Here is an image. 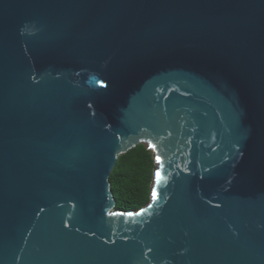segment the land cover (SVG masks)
Returning <instances> with one entry per match:
<instances>
[{"label": "water", "instance_id": "obj_1", "mask_svg": "<svg viewBox=\"0 0 264 264\" xmlns=\"http://www.w3.org/2000/svg\"><path fill=\"white\" fill-rule=\"evenodd\" d=\"M0 264H264V0H0Z\"/></svg>", "mask_w": 264, "mask_h": 264}, {"label": "trees", "instance_id": "obj_2", "mask_svg": "<svg viewBox=\"0 0 264 264\" xmlns=\"http://www.w3.org/2000/svg\"><path fill=\"white\" fill-rule=\"evenodd\" d=\"M155 168L154 154L145 144L118 156L108 178L113 209L133 212L144 207L151 198Z\"/></svg>", "mask_w": 264, "mask_h": 264}]
</instances>
